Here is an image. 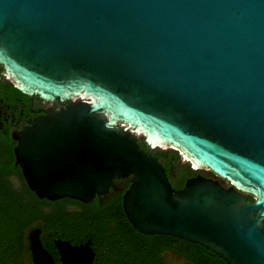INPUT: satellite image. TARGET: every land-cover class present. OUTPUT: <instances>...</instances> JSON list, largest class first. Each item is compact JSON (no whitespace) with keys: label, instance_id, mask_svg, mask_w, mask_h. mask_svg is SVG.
I'll return each mask as SVG.
<instances>
[{"label":"water","instance_id":"obj_1","mask_svg":"<svg viewBox=\"0 0 264 264\" xmlns=\"http://www.w3.org/2000/svg\"><path fill=\"white\" fill-rule=\"evenodd\" d=\"M0 65L52 104L14 136L38 197L89 202L131 177L138 231L264 264V0H0ZM168 149L221 181L174 191Z\"/></svg>","mask_w":264,"mask_h":264},{"label":"flooded vegetation","instance_id":"obj_2","mask_svg":"<svg viewBox=\"0 0 264 264\" xmlns=\"http://www.w3.org/2000/svg\"><path fill=\"white\" fill-rule=\"evenodd\" d=\"M51 107L21 94L0 65V264H226L196 242L135 229L123 207L131 177L89 202L40 198L30 190L16 163L14 136ZM156 158L174 191L197 176L220 180L209 171L192 172L177 151Z\"/></svg>","mask_w":264,"mask_h":264},{"label":"bare ground","instance_id":"obj_3","mask_svg":"<svg viewBox=\"0 0 264 264\" xmlns=\"http://www.w3.org/2000/svg\"><path fill=\"white\" fill-rule=\"evenodd\" d=\"M139 133V132H138ZM181 155H183V154H181ZM183 158H185V159H187V157H185V156H183ZM184 159V160H185ZM187 161H188V159H187ZM194 169H198L199 167L198 166H196L195 164H193V163H191L190 164Z\"/></svg>","mask_w":264,"mask_h":264},{"label":"rangeland","instance_id":"obj_4","mask_svg":"<svg viewBox=\"0 0 264 264\" xmlns=\"http://www.w3.org/2000/svg\"><path fill=\"white\" fill-rule=\"evenodd\" d=\"M177 155L178 156H180L181 155V153H179L178 151H177ZM190 165V164H189ZM191 167V169H193V170H196V169H194V168H192V166H190ZM201 171H204V172H206L205 170H201Z\"/></svg>","mask_w":264,"mask_h":264},{"label":"trees","instance_id":"obj_5","mask_svg":"<svg viewBox=\"0 0 264 264\" xmlns=\"http://www.w3.org/2000/svg\"><path fill=\"white\" fill-rule=\"evenodd\" d=\"M192 172H196V170H191Z\"/></svg>","mask_w":264,"mask_h":264}]
</instances>
